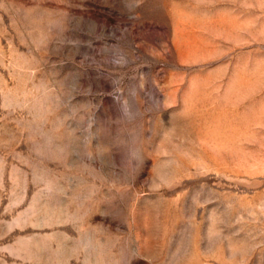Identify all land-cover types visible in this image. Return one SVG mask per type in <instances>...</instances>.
<instances>
[{"label":"rangeland","instance_id":"obj_1","mask_svg":"<svg viewBox=\"0 0 264 264\" xmlns=\"http://www.w3.org/2000/svg\"><path fill=\"white\" fill-rule=\"evenodd\" d=\"M0 264H264V0H0Z\"/></svg>","mask_w":264,"mask_h":264}]
</instances>
